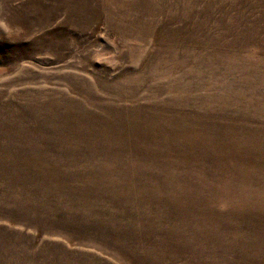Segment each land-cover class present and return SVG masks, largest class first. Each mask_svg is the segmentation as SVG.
I'll list each match as a JSON object with an SVG mask.
<instances>
[{
  "label": "rangeland",
  "instance_id": "374dc122",
  "mask_svg": "<svg viewBox=\"0 0 264 264\" xmlns=\"http://www.w3.org/2000/svg\"><path fill=\"white\" fill-rule=\"evenodd\" d=\"M0 264H264V0H0Z\"/></svg>",
  "mask_w": 264,
  "mask_h": 264
}]
</instances>
